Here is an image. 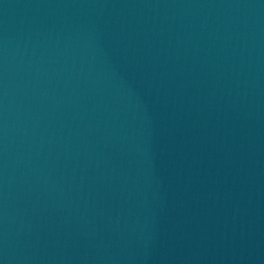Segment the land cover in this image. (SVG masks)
<instances>
[{"label": "water", "instance_id": "obj_1", "mask_svg": "<svg viewBox=\"0 0 264 264\" xmlns=\"http://www.w3.org/2000/svg\"><path fill=\"white\" fill-rule=\"evenodd\" d=\"M0 264H264V0H0Z\"/></svg>", "mask_w": 264, "mask_h": 264}]
</instances>
